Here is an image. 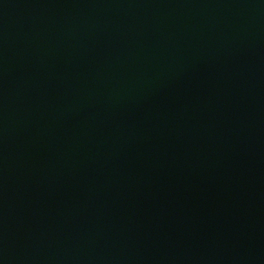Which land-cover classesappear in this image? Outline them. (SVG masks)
I'll return each instance as SVG.
<instances>
[{"label":"water","instance_id":"1","mask_svg":"<svg viewBox=\"0 0 264 264\" xmlns=\"http://www.w3.org/2000/svg\"><path fill=\"white\" fill-rule=\"evenodd\" d=\"M0 264H264V0H0Z\"/></svg>","mask_w":264,"mask_h":264}]
</instances>
